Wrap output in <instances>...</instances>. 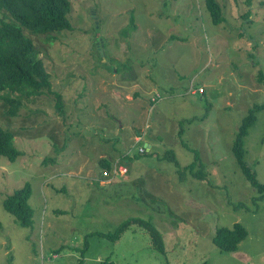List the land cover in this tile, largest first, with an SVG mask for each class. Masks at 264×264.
Wrapping results in <instances>:
<instances>
[{
  "label": "rangeland",
  "instance_id": "rangeland-1",
  "mask_svg": "<svg viewBox=\"0 0 264 264\" xmlns=\"http://www.w3.org/2000/svg\"><path fill=\"white\" fill-rule=\"evenodd\" d=\"M216 1V25L204 0H70L71 29L24 30L63 114L49 93L23 97L15 117L0 102L19 151L0 156V264H264V200L231 153L242 117L264 102V0ZM244 150L264 183V109ZM101 157L115 161L111 171ZM191 162L207 179L184 169ZM25 183L27 226L2 205ZM127 218L149 220L164 251L138 224L104 236ZM235 222L247 236L220 252L212 236Z\"/></svg>",
  "mask_w": 264,
  "mask_h": 264
},
{
  "label": "trees",
  "instance_id": "trees-1",
  "mask_svg": "<svg viewBox=\"0 0 264 264\" xmlns=\"http://www.w3.org/2000/svg\"><path fill=\"white\" fill-rule=\"evenodd\" d=\"M205 7L213 23L223 21L221 6L216 0H204ZM250 4V0H247ZM70 0H0V102L3 114L15 117L22 105V98L37 97L49 93L55 99V107L59 114H63L61 95L52 89L49 73L45 70L43 60L38 57L39 51L32 39L24 34L30 33H55L72 28L69 20ZM47 37L50 34H46ZM256 80L264 86V74L258 71ZM264 109V102L252 104L242 117L231 145V153L247 182L255 189L256 200H264V183L257 180L255 173L244 159V139L249 128L256 120V113ZM191 122L192 120H186ZM181 123L184 121H180ZM179 133L183 132L182 127ZM15 134L12 130L0 126V156H5L13 161L19 151L13 146ZM164 157L177 164L173 151L166 150ZM119 162L118 160H116ZM115 161L101 157L99 160L102 172L111 171ZM197 163L191 162L184 166L190 168L193 177L207 179L205 171L198 168L193 172ZM30 184L25 183L21 188L6 196L2 205L17 221L27 226L30 224L32 209L29 204ZM138 224L149 235L151 245L159 251H164L163 240L160 232L149 221L140 218H127L115 228L112 233L104 234L110 240L120 238L131 225ZM103 235V233H98ZM247 236V230L240 222H235L231 227H219L212 236V243L220 252H232ZM94 264H115L108 257L96 261Z\"/></svg>",
  "mask_w": 264,
  "mask_h": 264
},
{
  "label": "built area",
  "instance_id": "built-area-1",
  "mask_svg": "<svg viewBox=\"0 0 264 264\" xmlns=\"http://www.w3.org/2000/svg\"><path fill=\"white\" fill-rule=\"evenodd\" d=\"M198 92H202V88H199V89H198ZM137 139H138V138H137ZM139 150L142 151L143 148H139ZM118 168H119L120 172H125V168H124V167L119 166Z\"/></svg>",
  "mask_w": 264,
  "mask_h": 264
},
{
  "label": "bare ground",
  "instance_id": "bare-ground-1",
  "mask_svg": "<svg viewBox=\"0 0 264 264\" xmlns=\"http://www.w3.org/2000/svg\"><path fill=\"white\" fill-rule=\"evenodd\" d=\"M151 100H153V101H154V100H156V99H151ZM137 138H139V137H137ZM137 140H139V139H137ZM140 148H142V147H140ZM143 150H144V148H143ZM143 150H142V151H140V150L138 149V151H139V152H143Z\"/></svg>",
  "mask_w": 264,
  "mask_h": 264
},
{
  "label": "water",
  "instance_id": "water-1",
  "mask_svg": "<svg viewBox=\"0 0 264 264\" xmlns=\"http://www.w3.org/2000/svg\"><path fill=\"white\" fill-rule=\"evenodd\" d=\"M145 146H146V147H149V144L146 143Z\"/></svg>",
  "mask_w": 264,
  "mask_h": 264
},
{
  "label": "crops",
  "instance_id": "crops-1",
  "mask_svg": "<svg viewBox=\"0 0 264 264\" xmlns=\"http://www.w3.org/2000/svg\"><path fill=\"white\" fill-rule=\"evenodd\" d=\"M203 93H204V92H203ZM203 93H202V94H203Z\"/></svg>",
  "mask_w": 264,
  "mask_h": 264
}]
</instances>
